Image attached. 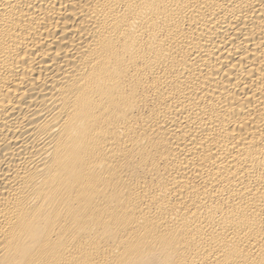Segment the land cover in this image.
<instances>
[{
  "label": "bare ground",
  "instance_id": "bare-ground-1",
  "mask_svg": "<svg viewBox=\"0 0 264 264\" xmlns=\"http://www.w3.org/2000/svg\"><path fill=\"white\" fill-rule=\"evenodd\" d=\"M0 264H264V0H0Z\"/></svg>",
  "mask_w": 264,
  "mask_h": 264
}]
</instances>
